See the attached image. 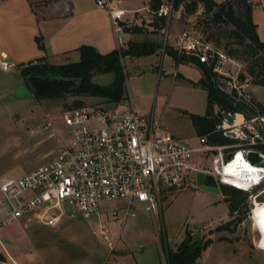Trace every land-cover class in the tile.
I'll list each match as a JSON object with an SVG mask.
<instances>
[{"label": "rangeland", "instance_id": "obj_1", "mask_svg": "<svg viewBox=\"0 0 264 264\" xmlns=\"http://www.w3.org/2000/svg\"><path fill=\"white\" fill-rule=\"evenodd\" d=\"M31 1L39 3L37 0ZM166 1L168 0H163L165 3ZM121 6L131 9L140 5L138 0H124ZM182 12L181 8L173 11L168 22L170 27L164 29L161 34L163 38L157 43L159 48L156 50L159 54L169 46L174 47L176 38L173 26L176 22L180 23V29L192 27L196 34L202 35L199 24L207 20L202 7L199 6L196 13L189 17L184 18ZM254 16L256 32L264 42V0H261ZM222 28L221 31L225 30ZM208 43L227 56V49L237 48L235 40L227 38H220V45L211 41ZM225 44L228 45L227 49L224 48ZM170 58L163 55L161 63L153 62L152 67L142 66L138 69L129 68L125 64V92L122 101L130 95L135 111L158 120L162 130L178 139L193 138L198 134L191 116H202L206 111L207 91L203 87L201 89L194 86L191 81H196L198 77L203 79V76L199 71L180 63L176 68L177 77H174ZM231 59L238 67L228 65L226 71L230 73L239 70L245 74L246 64ZM53 61L56 65L61 60ZM113 79L112 73L98 74L94 76L93 82L108 85ZM251 95L264 115V86L253 84L252 78ZM75 100H82L85 107L108 104L100 98L70 95L38 101L13 68L7 72L0 68V178L26 174L52 158L58 144L68 140L69 128L62 120V113L74 107ZM191 144L195 145L196 142ZM194 159L198 167L211 169L210 160L199 154H195ZM219 190V193L199 188L172 190L161 198L160 209L154 214L146 212L144 204L140 203L129 209L123 201L104 203L98 215L87 219L75 215L70 219V225L58 235L68 248L84 250L92 259L104 252H109L102 257L105 260L112 254L131 250L136 251L134 255L140 264H166L165 247L175 251L186 233H189L193 241H213L200 254L196 264H264V224L254 204L255 197L258 203L264 202V185L239 195L224 196L221 186ZM225 197L230 202H241L231 215ZM132 213L135 216H131ZM225 215L226 219L218 222ZM19 221L2 226L0 242L10 248L9 253L16 257L11 256L17 263L43 264L35 251L24 244ZM225 225L233 231L216 230ZM101 229L107 231L108 240L105 241L100 234ZM17 257L20 258L17 260ZM124 260L122 264L130 262L128 257Z\"/></svg>", "mask_w": 264, "mask_h": 264}, {"label": "built area", "instance_id": "obj_2", "mask_svg": "<svg viewBox=\"0 0 264 264\" xmlns=\"http://www.w3.org/2000/svg\"><path fill=\"white\" fill-rule=\"evenodd\" d=\"M93 2L107 13L114 33L134 25L135 13L125 17L126 11L116 0ZM147 11L152 18L169 22L173 3L162 1L156 11ZM174 50L178 58L191 57L206 65L216 89L230 99L234 108L242 109L226 110L213 104L214 128L197 138L196 148L162 130L158 120L135 111L131 100L65 110L62 120L69 128L68 140L58 144L54 157L22 176L0 178V229L26 217L55 227L63 217L73 219L79 215L87 219L98 215L104 203L115 201H124L128 206L144 204V210L154 214L165 193L198 188V173L211 175L218 187L246 193L262 186L264 115L251 95V78L239 70L226 71L228 65L238 64L209 45L192 27L180 32ZM11 67L5 60L0 62L3 71ZM216 137L227 142H212ZM250 152L263 158L259 166L248 161ZM195 154L210 160L211 169L198 167ZM238 155L255 169L240 177L247 183L244 189L238 188L234 176L226 171ZM251 174L258 175L256 181L251 180ZM100 234L108 240L105 229Z\"/></svg>", "mask_w": 264, "mask_h": 264}, {"label": "crops", "instance_id": "obj_3", "mask_svg": "<svg viewBox=\"0 0 264 264\" xmlns=\"http://www.w3.org/2000/svg\"><path fill=\"white\" fill-rule=\"evenodd\" d=\"M37 1L39 3L34 4L31 0H0V62L7 61L18 75H20L19 64L39 58H46L50 64H55L53 60H57V62L61 60L59 64L76 62L79 60L77 49L81 45L92 46L99 53L105 54L119 47L127 48L130 43L157 44L163 38L161 34H163L164 29L170 27L168 22L164 25L166 27L159 25L148 13L147 10L151 11V0H138L140 6L131 9H125L121 6L124 0H116L119 7L126 11L125 17L131 18L132 12L135 13L134 25L122 33L113 32L107 13L99 10L93 0ZM214 1L222 3L225 0ZM253 2L256 4L252 9V20L256 25L254 14L261 5V0H253ZM173 28L175 38H177L182 30L180 23L176 22ZM36 38L41 39L43 50L39 49ZM174 51V47L169 46L166 51L162 50L160 54L156 50L154 54L146 57H128L123 60V67L125 64L133 69L142 66L152 67L153 62L160 61L161 63L162 56L168 55L169 58H172L170 59L173 63V74H177L178 64L184 63L186 67L199 71L204 78V68L208 69L206 65H199L195 61H175L173 58ZM59 64L56 63V65ZM125 70L126 68H124ZM200 80L201 78L198 77L196 81L191 82L194 86L201 88ZM127 97L125 101L131 100L132 102L131 96L127 95ZM132 106L134 107V105ZM204 115L205 112L202 116ZM209 119L214 120L215 118L211 116ZM195 129L198 134L196 137L180 139L192 148L198 147L197 138L205 135V133L199 132L201 129L198 130L196 127ZM194 141L196 144H191ZM55 150L56 148L53 151L54 154ZM22 175L24 174L17 175V177ZM124 203L128 209L134 205L128 206L126 202ZM160 206L161 204L158 206L159 209ZM227 215L221 217L218 222L226 219ZM18 225L22 226L24 244L28 245L30 250L35 251L43 264H95L96 260H98L97 264H103V262L105 264L110 262L122 264L127 257L130 261L128 264H140L134 255L136 251H121L104 260L102 257L109 252L100 253L98 258L92 259L93 257L84 250L68 248L58 235L70 225V219L66 217L61 218L55 227L46 226L34 218L27 217L21 219ZM47 228L54 230L49 231ZM9 250L8 246L0 242V255L3 258L0 260V264H20L13 259L16 257H13ZM18 258L20 257H17V260Z\"/></svg>", "mask_w": 264, "mask_h": 264}, {"label": "trees", "instance_id": "obj_4", "mask_svg": "<svg viewBox=\"0 0 264 264\" xmlns=\"http://www.w3.org/2000/svg\"><path fill=\"white\" fill-rule=\"evenodd\" d=\"M162 1L151 0V11H156ZM171 1L173 11H178L181 8L184 18L194 15L198 7L201 6L207 19L199 24L202 38L207 42H214L216 45H220V38L235 40L237 45L235 49H227L228 45H224L228 56L245 63L246 73L252 78L253 84L264 86V43L259 39L256 25L252 20V9L256 4L253 0H225L222 3H217L214 0ZM154 19L161 26L166 24L165 19L156 17ZM222 27L225 30L221 31ZM228 27L230 28L226 29ZM36 42L39 49L43 50L41 39L36 38ZM158 48V44L139 42L130 43L126 49L119 47L101 54L92 46L81 45L77 49L79 60L76 62L54 65L48 63L46 58H39L19 64L18 69L29 92L38 101L70 95L78 98H100L110 105H116L122 102L125 92V74L122 61L128 57L140 58L152 55ZM173 58L175 61H195L199 64L191 57L182 56L178 58L176 51L173 53ZM199 65L203 66V64ZM108 73L114 75L112 83L98 85L93 82L95 75ZM199 85L207 91V107L204 116L192 115L191 117L195 127L198 130L201 129L199 132L207 134L213 130L215 125V119H209L212 116L213 104L217 103L223 109L232 111L242 108H234L230 99L216 89L210 69L204 68V78L200 80ZM73 104L74 107L72 108H85L82 100H75ZM212 142L224 144L227 141L216 137L212 139ZM260 150L264 152V147H261ZM221 187L224 196L246 193L228 186L221 185ZM225 198L231 215L241 202H230L227 197ZM216 230L233 231L229 229L228 225L220 226ZM212 242L211 239L204 240L202 243L193 241L191 235L186 233L183 242L175 251L165 247L166 264H196L200 254ZM0 260H3L1 255Z\"/></svg>", "mask_w": 264, "mask_h": 264}, {"label": "bare ground", "instance_id": "obj_5", "mask_svg": "<svg viewBox=\"0 0 264 264\" xmlns=\"http://www.w3.org/2000/svg\"><path fill=\"white\" fill-rule=\"evenodd\" d=\"M238 120H240V118L238 117ZM254 166H251L249 164H245L243 163V161L241 160L240 155L237 156V158L235 159V161L233 163H231L230 165L227 166L226 171L228 173H230L232 176H234V182L236 184V186L238 188L244 189L247 186L246 182L241 181L240 177L242 176V174H244V172L246 171H255V169H253ZM264 172V169H262ZM251 178L252 181H256L258 175H254L251 174L249 176ZM254 204L257 207V214L260 217V219L262 220L263 224H264V202L262 203H258L257 200H255Z\"/></svg>", "mask_w": 264, "mask_h": 264}, {"label": "water", "instance_id": "obj_6", "mask_svg": "<svg viewBox=\"0 0 264 264\" xmlns=\"http://www.w3.org/2000/svg\"><path fill=\"white\" fill-rule=\"evenodd\" d=\"M228 159L231 158V155L227 156ZM248 161L255 165L259 166L263 162V158L257 152H250L247 155ZM196 184L198 188L212 192L219 193V187L217 186L214 178L211 175H205L203 173H198L196 176Z\"/></svg>", "mask_w": 264, "mask_h": 264}]
</instances>
